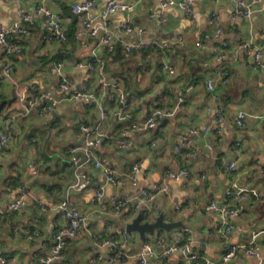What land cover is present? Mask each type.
Instances as JSON below:
<instances>
[{
	"label": "crops",
	"instance_id": "obj_1",
	"mask_svg": "<svg viewBox=\"0 0 264 264\" xmlns=\"http://www.w3.org/2000/svg\"><path fill=\"white\" fill-rule=\"evenodd\" d=\"M82 1L58 0L56 5L50 7L48 4L47 7L68 25L70 17L65 9ZM90 1L89 17L94 19L108 0ZM116 1L136 2L129 15L118 12L111 17L110 25L116 41L174 42L181 39L182 46L176 45L160 53L141 50L130 55L102 54L107 64L105 81H118L128 93L133 118L123 122L110 118L101 122L98 113L81 102L63 103L50 113L39 116V105L27 109L16 100L17 86H36L39 92H43L57 88L60 78H66L73 86L81 83L95 86L93 75L76 66L83 53L82 41L76 36L74 44L63 45L45 39L40 29L33 27L31 35L21 40L23 52L14 59L11 79L4 83L0 94V103H3L0 133L6 117H15L12 121L13 140L0 157V202L12 200L17 187H25L28 196L24 212L0 218V256L5 259V264H38L46 257L53 245L52 233L66 222L58 209L49 208L42 213L37 203L58 202L68 196L74 208L88 216L89 222L67 243L60 264H108L106 260L113 253L117 258L110 264H137L136 256L144 243H152L158 252V237L168 239L184 230L191 249L198 251L201 257L218 262L224 240L219 233L217 212L208 207L211 204L219 207L226 201L230 205L239 204L238 200L226 199V191L243 187L256 189L259 197L246 201L244 213L230 219L232 230L228 241L246 245L252 233L258 232L255 244L260 256L264 257V85L262 75L252 69V58L238 47L244 42L264 47V4L249 18H233L237 0H202L193 6L196 18L191 21L179 7L162 9L160 0ZM37 2L0 0V25L17 21L21 12L33 14ZM212 14L217 19L215 25L210 21ZM78 21L79 17L75 32L79 30ZM124 22L129 25L128 33L121 28ZM216 29L221 31L216 39L202 41L204 35L214 34ZM200 40L202 46L197 44ZM223 42L226 47L220 52L226 57L222 63H216L212 50ZM87 43L95 45L91 39H87ZM204 61L210 64L209 69H203ZM58 63L61 65L59 71L54 67ZM163 63L172 65L176 75L165 74L161 70ZM218 65L234 75L226 83H222L223 76L215 77L216 89L211 93L206 89L205 81ZM194 70L204 72L203 81H194L191 76ZM187 85H194V89L185 95L174 116L159 122L155 131L143 129L144 118L152 104L161 97L162 108L175 106L177 92ZM110 96L109 91L102 95V104L107 108L112 106ZM216 109H221L223 121H218ZM239 112L248 115L242 127L234 123ZM81 124L88 127L87 133H81ZM122 127L127 132L125 139L133 144L126 153L117 144ZM192 129L196 134L189 133ZM99 131L105 133L104 141L91 152L115 168L121 183L106 184L104 175L94 169L90 159L86 173L92 184L80 191L69 190L74 180L73 167L65 169L63 163L70 160L67 156L70 148L84 145ZM180 135H188L191 150L175 151ZM238 143L241 145L240 157L235 155ZM230 162H235V168L226 174L221 163ZM135 163L139 170L135 176L137 183L133 185L129 175ZM182 168L190 172L188 181L167 177L168 172ZM95 184L104 185V194L100 202L93 205ZM156 187H164L166 192L158 193L152 202L147 203L151 216L145 217L143 222H153L162 214L166 223H181L182 226L169 232L156 230L154 235L146 234L144 239L138 233H127L126 224L140 212L136 214L130 209L115 211L111 201L114 198L142 199L141 191L151 193ZM104 240L117 241V247L100 245ZM257 263L241 249L228 264ZM147 264L180 263L177 256L164 259L153 256Z\"/></svg>",
	"mask_w": 264,
	"mask_h": 264
},
{
	"label": "built area",
	"instance_id": "obj_2",
	"mask_svg": "<svg viewBox=\"0 0 264 264\" xmlns=\"http://www.w3.org/2000/svg\"><path fill=\"white\" fill-rule=\"evenodd\" d=\"M33 14L21 12L18 20L12 22L7 26L0 25V94L1 89L8 80L11 79V72L13 68L14 59L20 56L23 52L22 41L31 35L33 27H38L43 33L44 38L56 43H65L67 41L66 25L60 16L51 10L50 7L56 5L58 0H37ZM202 0H160L162 9L168 7H179L184 14L191 20H195V15L192 11L193 6ZM51 5L47 7V5ZM233 18H249L252 13L260 5L264 4V0H237L234 3ZM92 6L90 0L74 3L71 5V12L79 17V30L76 32V37L82 41V58L76 62L79 69L88 71L94 77L95 86L91 87L86 83H81L78 86H73L66 78H60V82L55 89L45 90L39 92L36 86L30 88L17 86L16 100H18L24 108H31L39 105V116L50 113L55 108L63 103L81 102L89 105L94 111L98 113L101 122L107 121L110 118L123 122L127 119H132L130 113L131 104L127 101V95L121 88L118 81L107 82L104 77V61L103 55H109L114 49L120 48L122 54L130 55L137 53L141 50H151L155 52H165L177 46H182L181 39L174 42L169 41H116V37L112 31L110 20L111 17L118 12L129 15L136 7V2L130 4L118 2L116 0H108L102 12L97 18L89 17V10ZM216 16L211 15L210 21L213 25L216 23ZM122 30L125 33L130 32L127 22L122 24ZM220 29H216L214 34H206L203 36L206 41H212L220 35ZM87 39L95 41V45L91 46L87 43ZM202 41L197 42L202 46ZM226 43L223 42L218 47L212 50L213 61L222 63L226 55L220 52L221 48H225ZM241 51L252 58V69L258 72L263 77L264 85V47L263 45H255L250 42H244L238 45ZM209 63L204 61L202 67L209 69ZM55 69L60 70V63L55 64ZM60 67V68H59ZM162 71L170 77L176 75L175 69L169 63L162 64ZM227 68L215 67L210 77L205 81L206 89L213 93L216 89L215 77L223 76L222 83H226L228 79L233 76ZM194 89V85L185 89H181L176 94V104L171 110L163 111L161 107V97L152 104L150 110L144 118V128L156 130L159 126L157 119L173 117L176 110L184 102L185 95ZM109 91L111 94L110 100L111 107L107 108L102 104V95ZM58 92V94H57ZM109 109V110H108ZM26 111V110H25ZM28 110L26 111V113ZM218 121H223L221 109H216ZM23 117H25L23 115ZM14 115H8L4 120L3 132L0 133V157H2L9 148L13 140L14 126L12 121ZM248 115L244 112H239L234 118V123L237 127H242L247 120ZM263 132H264V119H263ZM209 129V128H207ZM81 133H87L88 127L81 124ZM125 127L120 128L119 137L117 142L118 148L122 151L132 149V142L125 139ZM190 134H196V130L189 131ZM105 138V133L99 131L94 139L87 140L84 145L71 147L69 150L71 156V163L73 167L74 180L71 183L69 190H83L86 186L92 184L91 178L86 173V164L92 159V166L104 175L105 183L109 185L120 184L122 179L119 173L112 166L106 164L100 159H97L91 152V149L101 145L102 140ZM153 142V141H152ZM151 145V144H150ZM147 145V147H150ZM191 142L188 135H180L175 147L176 152L191 150ZM76 153H82L86 157V161L80 163V157H75ZM236 157L241 156V145L237 144L235 150ZM88 161V162H87ZM226 174H230L235 168V162L221 163ZM139 170V165L136 163L132 165L129 180L133 185H136V173ZM34 174L36 172L34 171ZM167 177L172 180H185L190 179V172L187 169H179L167 173ZM94 197L92 199L93 205L100 202L104 194V185H93ZM164 187H156L153 192L149 193L141 191L142 199L124 200L114 198L111 201V206L115 211L124 212L130 209L134 213L142 212L144 217H150L151 208L147 203L152 202L158 193H165ZM27 191L25 187H17L16 196L9 201L0 202V218L6 219L14 213H22L26 210ZM259 193L256 189L232 187L226 191V199L232 201L238 200L239 204L230 205L227 201L217 207L211 204L208 209L215 210L219 219V233L224 240L223 251L218 262L201 257L198 251L189 247V237L187 231H180L173 234L170 238L165 239L158 237L156 243L159 251L153 249L152 243H144L141 251L137 254V264H147L148 260L156 256L157 258L164 259L170 256H177L180 264H228L236 257L241 249L251 258L256 260L257 264H264V257H261L255 244V238L258 232H253L251 240L246 245L232 244L228 241L229 234L231 233L232 226L230 219L236 218L244 213V203L250 199H257ZM37 208L40 212L44 213L49 208L58 209L63 215L66 225H61L55 228L52 233L53 245L50 253L46 257L40 259L38 264H60L62 260V252L67 243L76 237L82 229L88 225L89 218L87 215L80 213L74 206L70 198L67 196L64 200L54 202L49 200L46 202H38ZM102 246H109L113 249L117 247V241L104 240L100 243ZM113 252V250H112ZM117 254H112L106 262L113 263ZM0 264H5V259L0 256Z\"/></svg>",
	"mask_w": 264,
	"mask_h": 264
},
{
	"label": "trees",
	"instance_id": "obj_3",
	"mask_svg": "<svg viewBox=\"0 0 264 264\" xmlns=\"http://www.w3.org/2000/svg\"><path fill=\"white\" fill-rule=\"evenodd\" d=\"M65 9V8H64ZM66 10V14H67V16H68V18L70 17V23H68V25H67V23H66V34H67V41L65 42V43H63V45H66V44H68V46H70V43H72V44H74L75 43V41H76V29H75V25L77 24V16L76 15H74L72 12H71V7L70 8H66L65 9ZM68 42V43H67ZM64 50H66V49H64ZM145 51V50H144ZM147 51V50H146ZM149 51V50H148ZM116 53H119V54H121V55H123L122 53H121V51H120V48H117L116 47V49H114L113 51H112V53L111 54H109V55H114V54H116ZM106 55V54H105ZM48 62H50V61H48ZM107 66V64H105V61H104V70H105V67ZM202 69V68H201ZM203 69H205V68H203ZM202 69V70H203ZM161 70H162V65H161ZM204 71V70H203ZM203 71H201V70H194V72L191 74V76H192V78H195L194 79V81H203L204 80V72ZM105 72V71H104ZM184 77V76H183ZM184 81H185V77H184ZM192 84V83H191ZM189 86H192V85H187V86H184V87H181V89H185V88H187V87H189ZM125 92V91H124ZM125 94L127 95V101L131 104V101H130V98H129V95H128V93H126L125 92ZM182 105V104H181ZM180 105V106H181ZM91 110H93V108L91 107V106H89V105H87ZM163 111H168V110H171L173 107H171V105L170 106H168V108H162V104H161V107H160ZM3 110V103H0V112ZM130 113H131V111H130ZM164 119L165 118H160V119H157V121L158 122H162V121H164ZM104 141V139L102 140V142ZM129 150H127V151H125V153L126 152H128ZM69 155H67V156H69V158H70V160L68 161H66V162H64L63 163V166L65 167V169H69V167L71 166L72 167V163H71V156H70V153H68ZM70 174V171L68 172V175ZM143 212V211H142ZM142 212H140V214H143ZM143 218L145 219V217L143 216ZM65 248V247H64Z\"/></svg>",
	"mask_w": 264,
	"mask_h": 264
},
{
	"label": "water",
	"instance_id": "obj_4",
	"mask_svg": "<svg viewBox=\"0 0 264 264\" xmlns=\"http://www.w3.org/2000/svg\"><path fill=\"white\" fill-rule=\"evenodd\" d=\"M75 157H80V163L86 161V157L82 153H76ZM142 214H138L131 223L126 224L125 231L127 233H138L139 236L144 239L146 234L154 235L156 230H164V231H171L177 227H181V223H166L164 220V216L161 214L159 215L153 222L145 221L143 222Z\"/></svg>",
	"mask_w": 264,
	"mask_h": 264
}]
</instances>
